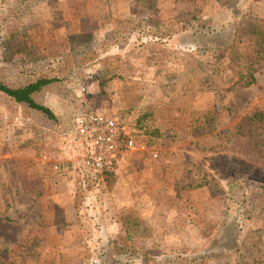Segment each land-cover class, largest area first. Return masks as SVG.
<instances>
[{"label":"rangeland","instance_id":"rangeland-1","mask_svg":"<svg viewBox=\"0 0 264 264\" xmlns=\"http://www.w3.org/2000/svg\"><path fill=\"white\" fill-rule=\"evenodd\" d=\"M248 13L264 16V0H0V81L57 80L38 100L54 120L0 92V264L264 257V159L248 135L221 147L232 185L182 189L206 150L264 113V64L248 89L215 85L244 66ZM101 110L144 150L106 167L111 186L85 165L54 172L44 139L60 142L64 120ZM139 110L150 113L142 124Z\"/></svg>","mask_w":264,"mask_h":264},{"label":"trees","instance_id":"trees-1","mask_svg":"<svg viewBox=\"0 0 264 264\" xmlns=\"http://www.w3.org/2000/svg\"><path fill=\"white\" fill-rule=\"evenodd\" d=\"M244 28H246V36L243 35V43H247L244 49L245 61L242 70L234 72V79L228 84H224L222 80L215 82V85L224 92H232L235 89H248L256 84V66L264 64V16H254L251 13L246 15V20L243 21ZM54 78L49 77H36L23 86L13 87L7 86L0 81V92L6 94L16 103L26 104L35 113L46 116L49 120H54L55 115L45 106H43L38 100L40 96L48 91L52 84L56 82ZM139 118L137 124H142V119L147 120L150 117L149 111L139 110ZM138 117V116H137ZM264 113H254L250 116H246L242 119L239 125H235L227 131V135H231L229 138H224V141L216 148L206 150L205 156L198 165V173L192 180L187 183L182 189L195 190L200 188H213L217 189L221 186V181L227 180L230 185L234 183V178L228 172V157L221 155V147L230 143L231 138L233 140H241L242 136L248 135L250 148L255 150L256 154L260 158L264 159ZM122 126H126L123 122H119ZM241 126H244V130L253 132L243 133L240 131ZM144 127L146 133L154 138H162L164 134H161L156 128L152 127L148 123H145ZM139 137V136H138ZM140 138V137H139ZM205 151V150H203ZM208 154L209 158H206ZM264 165V160L257 162L256 166ZM206 166V168H205ZM201 167V169H199ZM248 168V167H247ZM100 179H104V182L111 186L114 182L113 171L102 170L96 174ZM253 230L252 232H255ZM264 264V257L259 256L254 261V264Z\"/></svg>","mask_w":264,"mask_h":264},{"label":"built area","instance_id":"built-area-1","mask_svg":"<svg viewBox=\"0 0 264 264\" xmlns=\"http://www.w3.org/2000/svg\"><path fill=\"white\" fill-rule=\"evenodd\" d=\"M62 128L64 138L60 142L44 139L45 145H53L55 153L50 167L56 173L78 165L102 171L122 152L144 150V146L118 123L109 110L68 118Z\"/></svg>","mask_w":264,"mask_h":264},{"label":"crops","instance_id":"crops-1","mask_svg":"<svg viewBox=\"0 0 264 264\" xmlns=\"http://www.w3.org/2000/svg\"><path fill=\"white\" fill-rule=\"evenodd\" d=\"M17 105H23V104H19V103H17ZM26 105V104H25ZM27 106V105H26Z\"/></svg>","mask_w":264,"mask_h":264}]
</instances>
